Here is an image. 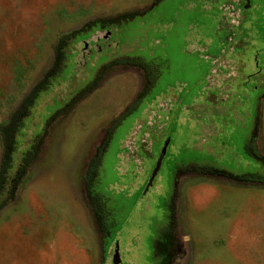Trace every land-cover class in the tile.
Instances as JSON below:
<instances>
[{
    "label": "rangeland",
    "instance_id": "374dc122",
    "mask_svg": "<svg viewBox=\"0 0 264 264\" xmlns=\"http://www.w3.org/2000/svg\"><path fill=\"white\" fill-rule=\"evenodd\" d=\"M126 56L156 79L92 176L114 222L104 231L84 177L148 84ZM8 119L24 125L7 138L17 183L0 264H114L115 247L119 264H264V181L241 179L264 178V0H0Z\"/></svg>",
    "mask_w": 264,
    "mask_h": 264
},
{
    "label": "trees",
    "instance_id": "16d2710c",
    "mask_svg": "<svg viewBox=\"0 0 264 264\" xmlns=\"http://www.w3.org/2000/svg\"><path fill=\"white\" fill-rule=\"evenodd\" d=\"M123 61L142 68L147 74L148 84L137 93L134 100L126 107V109L116 119H114L111 122L105 134L106 136L102 141V144L98 147L95 156L92 157V159L88 164V174L84 177L85 189L87 191V196L90 200L89 201L90 207L92 209V212L94 214L96 222L98 223L99 228L102 230L104 229V231L106 229L108 230L114 224V222L113 220L111 221L108 220L109 219L108 217L110 216L111 213H110V209L107 207V200L99 192L96 191L95 186L97 184L98 178L95 179L92 176L96 173V166L99 165L98 162L100 158H102L103 152L109 144L112 133L122 123L124 119L130 116L138 108L143 98L152 89L156 79V76L151 72L152 71L151 61L146 60L141 56H126L125 58H123ZM49 79H50V73H46L43 80L39 84H37L36 87L34 88V91L30 96L32 100H34L35 97L38 96V90L40 91L41 88L47 85ZM90 85H92V82L88 83L86 87H90ZM37 87H39L40 89H38ZM22 109H24V105H22ZM18 113H20V111L16 110L13 113V116L15 117ZM9 123H11V120L8 119L0 124V141L2 146H5L4 156L0 162V208L2 205L6 203L5 200L6 196L10 194V192H12V190L16 187V183H17V180H15L13 177L14 175L10 174V170L12 169V161L8 151L9 148L11 149L12 147H16V145H15V141L13 142L14 139L13 137L10 139L7 138L11 135V133L14 135L17 134V132L21 130L24 125L22 121L14 123L12 125L11 124L9 125ZM32 152H33V147L30 146V148L26 149L22 153L21 159L14 173H17L18 171L21 172L28 166L30 154ZM241 179L249 180V181H264L263 177H258L256 176L255 173H250V172L243 173L241 175Z\"/></svg>",
    "mask_w": 264,
    "mask_h": 264
},
{
    "label": "water",
    "instance_id": "95a60500",
    "mask_svg": "<svg viewBox=\"0 0 264 264\" xmlns=\"http://www.w3.org/2000/svg\"><path fill=\"white\" fill-rule=\"evenodd\" d=\"M168 142H169V138H167L165 141H164V144H163V147L161 149V152H160V155L157 159V162L155 164V167L149 177V181H148V185L152 183V180L154 179L155 175L157 174L158 170H159V167H160V164H161V161H162V158L165 154V150H166V147L168 145ZM148 186H146L145 190H147ZM119 261H120V258L118 256V250H117V247H115V253H114V256H113V263L114 264H119Z\"/></svg>",
    "mask_w": 264,
    "mask_h": 264
},
{
    "label": "flooded vegetation",
    "instance_id": "af4514ba",
    "mask_svg": "<svg viewBox=\"0 0 264 264\" xmlns=\"http://www.w3.org/2000/svg\"><path fill=\"white\" fill-rule=\"evenodd\" d=\"M166 151V150H165ZM158 159V158H157ZM152 173V172H151Z\"/></svg>",
    "mask_w": 264,
    "mask_h": 264
}]
</instances>
